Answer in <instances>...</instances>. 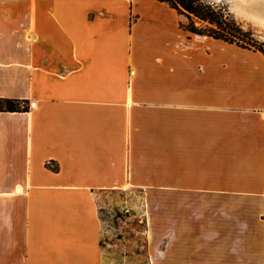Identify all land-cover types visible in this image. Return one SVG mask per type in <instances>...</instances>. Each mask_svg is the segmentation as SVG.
<instances>
[{"label": "crops", "instance_id": "0c3cea01", "mask_svg": "<svg viewBox=\"0 0 264 264\" xmlns=\"http://www.w3.org/2000/svg\"><path fill=\"white\" fill-rule=\"evenodd\" d=\"M157 0H0V264H137L99 198L136 191L144 264H264V55ZM55 168H57L55 170Z\"/></svg>", "mask_w": 264, "mask_h": 264}, {"label": "rangeland", "instance_id": "374dc122", "mask_svg": "<svg viewBox=\"0 0 264 264\" xmlns=\"http://www.w3.org/2000/svg\"><path fill=\"white\" fill-rule=\"evenodd\" d=\"M202 1L221 7L242 35L264 44V0ZM191 20L205 31L217 30L210 23L199 22L193 17ZM184 22V26L190 25L188 19H184ZM142 197L136 191L127 190L112 192L99 198L100 216L106 230L103 237L104 247L127 256L129 259L125 263H146L147 225Z\"/></svg>", "mask_w": 264, "mask_h": 264}, {"label": "trees", "instance_id": "16d2710c", "mask_svg": "<svg viewBox=\"0 0 264 264\" xmlns=\"http://www.w3.org/2000/svg\"><path fill=\"white\" fill-rule=\"evenodd\" d=\"M168 4L172 9L184 15L189 21V26H182L191 34L199 36H208L215 40H220L228 44L236 45L242 49L253 50L264 55V44L254 41L242 35L240 29L231 23L229 16L225 11L214 4H208L202 0H157ZM197 19L199 22L210 23L215 25L217 30H206L199 28L191 20ZM245 37L248 42H246ZM28 104L17 100H9L0 98V112H26ZM57 168H55L56 170Z\"/></svg>", "mask_w": 264, "mask_h": 264}]
</instances>
